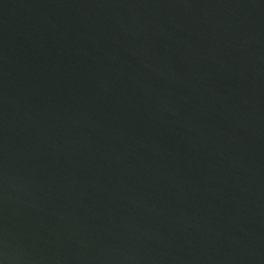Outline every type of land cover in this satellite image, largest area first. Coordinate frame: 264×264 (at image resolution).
I'll use <instances>...</instances> for the list:
<instances>
[{"label": "water", "instance_id": "95a60500", "mask_svg": "<svg viewBox=\"0 0 264 264\" xmlns=\"http://www.w3.org/2000/svg\"><path fill=\"white\" fill-rule=\"evenodd\" d=\"M0 264H264V0H0Z\"/></svg>", "mask_w": 264, "mask_h": 264}]
</instances>
